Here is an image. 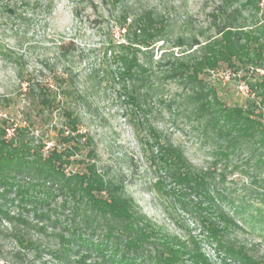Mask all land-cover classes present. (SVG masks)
<instances>
[{"label":"trees","instance_id":"obj_1","mask_svg":"<svg viewBox=\"0 0 264 264\" xmlns=\"http://www.w3.org/2000/svg\"><path fill=\"white\" fill-rule=\"evenodd\" d=\"M5 9L16 13L13 5ZM209 14L213 32H183L155 59L154 45L169 40L168 20L155 9L126 12L120 23L127 40L113 55L120 64L118 81L136 107L149 110L147 101L157 97L174 120L185 118L209 152L210 166L198 167L181 145L148 124L145 150L155 167V185L200 233L171 232L144 213L127 193L124 177L101 171L93 138L80 131L81 119L71 108H64L66 125L51 146L36 136L30 116V122H15L2 111L13 98L0 93V223L6 221L23 246L38 245L30 231L42 223L37 231H53L50 250L65 264L75 253L97 264H217L206 243L225 263L264 264V256L232 237L244 225L264 231V0H220ZM60 49L64 56L72 50L62 44ZM227 69V81L216 77L219 86L208 79ZM25 82L23 94L35 113L57 106L56 89ZM166 84L178 90L167 100L161 98ZM232 84L242 103L227 101L221 92ZM84 147L88 154L78 158ZM82 163L83 169H69ZM228 172L250 182L228 187Z\"/></svg>","mask_w":264,"mask_h":264},{"label":"rangeland","instance_id":"obj_2","mask_svg":"<svg viewBox=\"0 0 264 264\" xmlns=\"http://www.w3.org/2000/svg\"><path fill=\"white\" fill-rule=\"evenodd\" d=\"M219 1L0 0V93L13 98L2 111L15 122H30L27 118L30 116L36 136H42L48 145L54 146L58 143L57 130L66 125L63 110L71 108L81 119L80 131L93 138L95 161L101 171L107 177H124L127 193L134 197L144 213L171 232L182 233V229L189 228L194 234L200 233L198 225L187 214L176 210L168 196L155 185V167L145 150V142L149 140L148 124L154 123L166 139L181 145L198 167L210 166L209 152L185 118L174 120L157 97L147 101L149 110L136 107L118 81L115 71L120 64L113 55L117 46L127 40V32L120 23L122 14L135 15L145 9H155L165 16L170 26L169 40L154 45L156 59L162 49L170 47L183 32L193 30L196 33L200 28L206 33L213 32L209 13ZM8 5L16 8L15 14L5 9ZM61 44L72 49L70 53L64 56ZM21 68L22 77L18 74ZM229 76L227 69L213 73L208 79L219 86L216 77L227 81ZM27 79L56 89L60 93L57 106L44 113H35L23 94ZM165 88L161 98L166 100L178 92L170 84ZM221 89L227 94V101L242 103V97L235 94L234 84L228 90ZM62 91H69V94H61ZM88 152L89 147H84L78 158H84ZM71 168L83 169V163ZM227 178L226 185L234 189L250 182L249 177L237 173L228 172ZM41 226L39 223L30 231L38 238V245L28 248L10 232L9 224L1 221L0 264H65L50 250L56 241L53 231L40 234L37 229ZM244 227L235 230L232 237L250 246L257 256H264V231ZM205 250L217 264H238L223 262L211 244L206 243ZM71 259L70 264H97L82 253L72 254Z\"/></svg>","mask_w":264,"mask_h":264},{"label":"built area","instance_id":"obj_3","mask_svg":"<svg viewBox=\"0 0 264 264\" xmlns=\"http://www.w3.org/2000/svg\"><path fill=\"white\" fill-rule=\"evenodd\" d=\"M242 91L245 92L246 91V88L244 86H240ZM245 90V91H244Z\"/></svg>","mask_w":264,"mask_h":264}]
</instances>
